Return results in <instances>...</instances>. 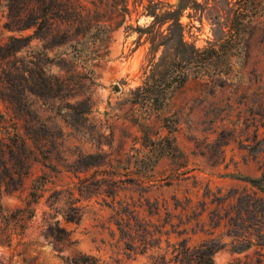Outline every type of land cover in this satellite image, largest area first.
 Instances as JSON below:
<instances>
[{
  "label": "rangeland",
  "instance_id": "rangeland-1",
  "mask_svg": "<svg viewBox=\"0 0 264 264\" xmlns=\"http://www.w3.org/2000/svg\"><path fill=\"white\" fill-rule=\"evenodd\" d=\"M80 1L94 9L90 4L93 1L98 7L99 20L111 31L102 58L93 67V84L87 92L93 101L92 115L106 122L105 135L111 132L108 150L112 152L111 158L120 157L119 166H123L135 149L146 151L141 145L142 137L165 135L160 117L167 115L177 118L176 129L171 132L177 151L173 156L159 158L142 176L143 183L121 184L114 200L102 194L79 196L75 187L83 173L76 175L68 170L54 151L49 160L36 156L21 184L2 194L0 264H90L92 261L96 264H175L173 244L183 239L189 248H194L210 238L218 242L211 254L213 264L236 260L240 264H253L258 257L253 246L240 249L246 243H233L225 234L222 222L213 228L208 224L207 212L216 207L211 203L216 192L223 195L231 189L249 191L248 183L239 178L260 175L259 165L264 154L257 153L255 141L264 137V113L260 118L253 112L258 104L264 103V41L260 43L258 38H253L246 48V56L243 52L238 58H232L222 87L188 79L175 90L158 118L145 119L135 109H129L128 104L120 106L118 102L157 70L159 59L166 54V47L173 45L179 31L183 41L195 47L219 43L226 33L233 0ZM147 9L155 10L158 16L178 10L181 28L166 37L170 21L160 24L162 20L158 18L159 23H155ZM0 33L2 41L11 35L1 28ZM30 46L41 48L35 40ZM61 51L52 48L47 52L54 57ZM49 70L63 77L85 72L80 63H60L57 57ZM12 127L18 134L23 131L21 119L13 115L10 106L0 97V137L6 136L5 131H11ZM81 148L93 151L87 144ZM73 150L71 146L61 158ZM118 170L122 172L119 167ZM33 185L38 188L36 200L29 195ZM52 201L56 202L51 204ZM72 201L81 210L76 223L67 222L62 216V210ZM120 201L128 203L130 208L134 205L139 218L151 225L148 229L157 230L153 235L157 240L150 242L155 245L145 252L126 248L130 241L125 225L132 224L133 220L127 214L115 213ZM146 202L153 206L157 203L158 213L149 214ZM174 203L187 205L196 212L201 211L204 203L205 210L196 216L190 209H173ZM18 208L25 209L24 217L11 219L10 214ZM119 217L122 233L115 221ZM195 218H200L198 224ZM56 222L69 232L68 240L53 238L48 228ZM79 257L87 262L77 261ZM261 258L264 262V257Z\"/></svg>",
  "mask_w": 264,
  "mask_h": 264
},
{
  "label": "trees",
  "instance_id": "trees-1",
  "mask_svg": "<svg viewBox=\"0 0 264 264\" xmlns=\"http://www.w3.org/2000/svg\"><path fill=\"white\" fill-rule=\"evenodd\" d=\"M90 4L94 9L87 8L80 0H0V22L3 20L0 28L11 34L5 41L0 39V97L10 106L13 115L21 119L23 129L18 134L12 127L11 131H5L6 136L0 137V216L2 194L15 190L21 184L31 160L36 156L49 160L54 151L68 170L76 175L83 173L75 187L79 196L102 194L114 200L121 184L143 183L142 176L159 158L173 156L177 151L171 135L176 129L177 118L167 115L160 117L165 135L142 137L141 145L146 151L135 149L123 166H119L120 157L111 158L112 152L108 151L111 132L105 135L103 127L106 122L102 123L92 115L93 101L87 93L93 84V67L102 58V50L109 43L111 31L99 20L98 7L93 1ZM178 10L158 16L155 10L147 9V14L154 18L155 23H159L158 18L162 20L160 24L170 21L166 28L168 37L172 31L181 28ZM229 14L225 36L215 45L192 46L183 41L179 31L173 45L167 46L166 54L159 59L157 70L130 90L118 105L128 104L129 109H135L145 119L151 116L158 118L175 90L188 79L222 87L232 58H238L243 52L246 56V48L253 38H258L260 43L264 41V0H233ZM33 40L39 42L41 48H32L30 43ZM52 48L63 51L50 57L47 51ZM56 57L60 63H80L85 72H75L66 77L52 73L49 65ZM113 88L117 89L116 86ZM253 113L263 118L264 103L258 104ZM254 136L256 138V133ZM83 144L93 151L82 150ZM255 145L257 153L264 154V137L257 139ZM71 146L74 150L61 158ZM112 161L117 164L113 165ZM89 170L90 174L86 175ZM259 170L258 177L239 178L248 183L249 191L231 189L223 195L216 192L211 200L216 207L207 212L208 224L213 228L222 222L225 234L233 243H246L240 249L253 246L258 256L253 264H264L261 258L264 257V159ZM31 188L29 195L36 200L38 188L36 185ZM78 200L74 199V202ZM145 205L149 214L158 213L157 203L153 206L146 202ZM173 205V209L180 207L181 211L190 209L196 216L205 210L204 203L200 212L187 205ZM118 207L117 215L127 214L133 220L132 224L126 222L125 225L129 229L127 237L130 241L126 248L145 252L153 247L155 244L150 242L157 240L153 238L157 230L148 229L151 225L139 218L134 205L130 208L128 203L120 201ZM24 210L16 209L10 218L22 219ZM62 216L65 221L76 223L81 216L80 207L74 206L73 201L69 202L62 210ZM195 219L198 224L200 218ZM118 220L121 217L115 221L122 233ZM48 229L56 241L69 239V232L59 227L57 222ZM172 247L175 264H213L211 254L218 247V242L210 238L198 247L189 248L181 239ZM77 261L87 262L82 257ZM90 264L96 263L92 261ZM226 264L240 263L236 260Z\"/></svg>",
  "mask_w": 264,
  "mask_h": 264
}]
</instances>
